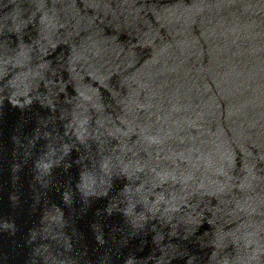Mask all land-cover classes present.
I'll use <instances>...</instances> for the list:
<instances>
[{
	"label": "water",
	"instance_id": "water-1",
	"mask_svg": "<svg viewBox=\"0 0 264 264\" xmlns=\"http://www.w3.org/2000/svg\"><path fill=\"white\" fill-rule=\"evenodd\" d=\"M0 264H264V0H0Z\"/></svg>",
	"mask_w": 264,
	"mask_h": 264
}]
</instances>
